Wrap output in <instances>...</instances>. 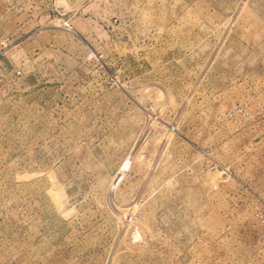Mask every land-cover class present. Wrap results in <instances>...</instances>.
<instances>
[{
  "label": "rangeland",
  "instance_id": "rangeland-1",
  "mask_svg": "<svg viewBox=\"0 0 264 264\" xmlns=\"http://www.w3.org/2000/svg\"><path fill=\"white\" fill-rule=\"evenodd\" d=\"M0 264H264V0H0Z\"/></svg>",
  "mask_w": 264,
  "mask_h": 264
}]
</instances>
